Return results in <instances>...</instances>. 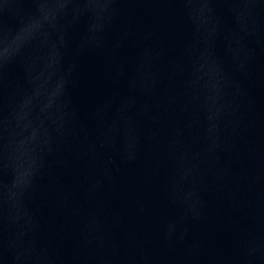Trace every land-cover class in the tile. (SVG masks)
Wrapping results in <instances>:
<instances>
[{
	"label": "water",
	"instance_id": "1",
	"mask_svg": "<svg viewBox=\"0 0 264 264\" xmlns=\"http://www.w3.org/2000/svg\"><path fill=\"white\" fill-rule=\"evenodd\" d=\"M0 264H264V0H0Z\"/></svg>",
	"mask_w": 264,
	"mask_h": 264
}]
</instances>
